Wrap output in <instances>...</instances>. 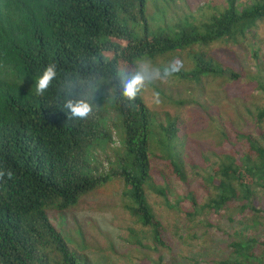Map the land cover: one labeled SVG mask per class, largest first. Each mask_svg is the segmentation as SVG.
I'll return each instance as SVG.
<instances>
[{
    "label": "trees",
    "instance_id": "obj_1",
    "mask_svg": "<svg viewBox=\"0 0 264 264\" xmlns=\"http://www.w3.org/2000/svg\"><path fill=\"white\" fill-rule=\"evenodd\" d=\"M153 1L163 3V9L175 1L178 13L177 0ZM228 1L227 8L205 23L180 22L179 36L173 39L146 28L135 36L128 24H146L148 0H0V170L13 173L11 179H0V264H83L52 226L49 214H65L112 178L128 188L130 214L155 248L168 249L149 194L175 207L169 196L182 185L187 192L182 199H189L193 209L182 220L185 227L203 212L226 213V253L209 264H264V208L257 204L264 193L263 105L252 109L253 94L233 105L240 125H230L232 131L225 130L223 142L214 144L223 152L206 171L204 153L196 155L204 161L202 178L210 189L206 204L200 206L191 191L199 164L171 150L161 158L152 155L151 112L142 90L132 101L123 96L124 83L135 77V60L244 38L264 19V0L242 12L235 0ZM108 53L112 58L107 59ZM49 63L55 64L57 74L40 96L36 81ZM195 67L197 80L224 74L201 56ZM223 78L230 85L242 76L226 73ZM260 80L259 74L256 91L263 94L264 77L263 84ZM100 81L110 90L123 134L122 149L107 159L106 172L90 154L102 140L112 144L94 103ZM67 100H85L93 111L87 119H68ZM155 157L163 169L154 164Z\"/></svg>",
    "mask_w": 264,
    "mask_h": 264
},
{
    "label": "rangeland",
    "instance_id": "obj_2",
    "mask_svg": "<svg viewBox=\"0 0 264 264\" xmlns=\"http://www.w3.org/2000/svg\"><path fill=\"white\" fill-rule=\"evenodd\" d=\"M227 1L177 0L176 13L175 1L169 9H163V3L148 0L146 24L133 22L128 25L134 28L135 36H140L146 28L151 34L168 33L177 39L180 22L205 23L210 15L220 13L224 6L227 8L230 3ZM235 1L238 12L256 3V0ZM200 56L214 61L219 71L224 70L223 77L227 73L242 76V79L230 85H226L222 76H201L197 80L193 73ZM110 58L112 54L108 53L107 59ZM133 64L135 76L144 77L141 90L143 101L151 112V154L161 158L171 150L190 156L199 164L196 171L199 176L192 183L191 191L195 193L198 205L206 204L210 189L202 178L204 161L200 163L196 155L204 153L203 158L209 162L205 171L216 163L214 156L223 151L214 144L223 142L225 130H230V125L235 128L240 125L233 105L246 100L245 96L253 94L252 109L264 107V92L256 91L259 74L262 84L264 77V19L254 30L246 32L244 38L207 47L194 44L161 58L143 57ZM95 92L94 103L102 111L100 124L111 134L112 144L102 140L90 150V154L92 160L94 157L97 160L95 165L102 164L100 171L106 172L107 159L122 149L123 134L120 117L110 104L107 84L100 81ZM237 110L242 111L239 106ZM98 147L105 151H93ZM153 162L159 170L163 169L156 157ZM155 182L160 183V180L155 178ZM173 191L178 196L170 195L169 201L175 207H168L161 197L149 194V202L164 228L163 238L168 249L155 248L148 234L130 214L133 204L127 196L128 188L119 179L112 178L82 197L65 214L51 212L50 223L83 264H209L213 259H222L226 253V239L223 237L228 227L226 213L203 212L185 227L182 220L193 209L189 199H182L187 194L182 185H176ZM257 204L264 208V193ZM231 211L235 210L232 208ZM208 259L211 260L207 263Z\"/></svg>",
    "mask_w": 264,
    "mask_h": 264
},
{
    "label": "clouds",
    "instance_id": "obj_3",
    "mask_svg": "<svg viewBox=\"0 0 264 264\" xmlns=\"http://www.w3.org/2000/svg\"><path fill=\"white\" fill-rule=\"evenodd\" d=\"M171 71L173 73L175 72V68L173 66ZM56 74L55 64L49 63L36 81L35 91L37 95L42 96L50 88ZM143 84L144 77L137 74L131 80L124 83L123 96L129 101L134 100ZM64 108L67 109L68 119H87L93 111L92 106L85 100H77L75 102L67 100L64 104ZM5 175L11 179L13 173L11 171L0 170V179H2Z\"/></svg>",
    "mask_w": 264,
    "mask_h": 264
}]
</instances>
